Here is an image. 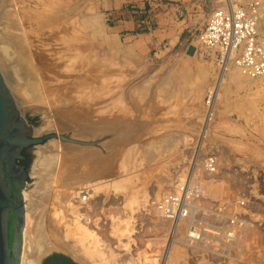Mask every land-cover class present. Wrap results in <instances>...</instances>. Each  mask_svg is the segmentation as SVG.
<instances>
[{
    "label": "rangeland",
    "instance_id": "1",
    "mask_svg": "<svg viewBox=\"0 0 264 264\" xmlns=\"http://www.w3.org/2000/svg\"><path fill=\"white\" fill-rule=\"evenodd\" d=\"M12 1H21L28 17L27 54L33 63L20 62L21 57L17 60L19 54L0 39L1 64L8 75L5 83L20 110L41 131L35 137L54 133L94 143L78 146L50 139L36 148L48 153L51 144H59L62 149L76 150L73 156L77 158L89 152L110 159L111 172L103 180L86 181L81 172L76 175L81 186L71 180L73 185L68 187L71 192L89 190L92 196L87 219L92 236L100 240L97 244L104 246L96 244L97 249L111 245L108 248L118 261L115 264H264V81L242 75L235 56L229 58L224 71L226 59L223 61L219 51H207L200 42L212 14L230 0H40V13L30 11L31 0ZM250 1L231 0L240 7ZM160 38L170 40L171 49L167 42L155 48L154 42ZM41 53L46 54L47 58L42 56L46 61ZM189 58L197 63L190 66ZM41 61L48 71L39 67ZM38 74L43 82L38 81ZM56 75L63 78L58 80ZM68 77L93 78V84L87 86V113L106 118L110 128L80 138L70 119L54 111L56 98L48 95L45 85H64ZM208 110L212 111L209 117ZM34 149L27 165L31 172L25 192L36 195L44 190L54 196L53 201L57 165L46 175V161L37 162ZM47 153L44 159L49 157ZM209 160L213 172L207 168ZM160 186L165 188L162 192ZM183 187L184 192L179 190ZM180 191L187 202L191 200L193 219L170 223L159 207L164 198ZM52 201L47 204L45 219H40V234L46 247L54 245L55 251L74 259L62 244L75 243L76 219L70 208H61L66 209V219H49L54 208L57 213L60 210ZM55 226L64 235L67 229L70 235L57 237ZM35 238L29 235L26 255L30 247H35V254L49 252L43 250L45 246L37 248ZM87 239L93 238L81 242L88 246L84 257L94 264H106L105 251L96 255L94 244ZM78 241L75 244L85 252ZM168 246L176 250V257L163 263ZM80 260L75 261L84 264Z\"/></svg>",
    "mask_w": 264,
    "mask_h": 264
},
{
    "label": "bare ground",
    "instance_id": "2",
    "mask_svg": "<svg viewBox=\"0 0 264 264\" xmlns=\"http://www.w3.org/2000/svg\"><path fill=\"white\" fill-rule=\"evenodd\" d=\"M12 0H0V14H3L6 12V22L3 23V24H0V39H2V43L6 44L7 45V49L9 46H11L13 49V52H16L15 54L18 55V59L19 60V57H21V61L20 62H29V64H32L33 62L31 61L32 59L29 60V57H28V52L27 51V46H28V43H30V38L25 34V31L27 30V20H28V17L25 15V12L22 10V8L20 7V5H22V2L19 1V2H13L11 3ZM43 1V0H42ZM51 1V0H50ZM55 1V0H54ZM39 2V3H38ZM38 2L35 0V1H29V7L31 6L30 8V11L33 10L35 12H38L40 13L42 10V6H40V0H38ZM13 4V7H11V5ZM38 6L37 10L35 8V5ZM233 5V3L229 2L228 5ZM43 5V4H42ZM13 9V10H12ZM41 10V11H40ZM48 11V10H47ZM95 18V17H94ZM93 18V19H94ZM29 19H31V17H29ZM56 19V18H55ZM92 20L90 19V22ZM89 23V21H86ZM95 22V21H94ZM56 23V22H55ZM85 23V22H84ZM86 24V27L87 25L89 24ZM91 24V23H90ZM92 24H93V21H92ZM94 25V24H93ZM264 25V23H263ZM90 29L94 30L90 25ZM89 29V30H90ZM62 30V29H61ZM58 32V31H57ZM65 32V31H64ZM5 33V34H4ZM5 35V36H3ZM42 35V34H41ZM41 37V36H40ZM43 37V36H42ZM47 37V36H46ZM88 38V37H87ZM33 40V39H32ZM49 40V39H48ZM111 41V39L109 40ZM115 41V40H113ZM1 42V40H0ZM49 42V41H48ZM32 45V44H31ZM32 47V46H31ZM80 47V46H79ZM119 47V46H117ZM10 48V47H9ZM30 48V47H29ZM6 49V48H5ZM118 49V48H117ZM30 50V49H29ZM115 50V49H114ZM31 51V50H30ZM40 51V50H39ZM120 51V50H119ZM33 52V51H32ZM116 53V52H115ZM121 53V52H120ZM30 54V53H29ZM34 53H32L33 55ZM42 54V53H41ZM38 55V54H36ZM40 55V54H39ZM46 54H44L45 56ZM31 56V54H30ZM35 56V55H34ZM41 56V59H43V54L40 55ZM43 56V57H42ZM17 57V56H16ZM33 57V56H32ZM36 57V56H35ZM34 57V58H35ZM46 57V56H45ZM38 58V57H37ZM35 58V59H37ZM47 58V57H46ZM46 58L44 61H46ZM231 58V56L229 57ZM34 59V61L36 62V60ZM23 60V61H22ZM29 60V61H28ZM40 60V58H39ZM49 60V59H48ZM47 60V61H48ZM55 60V59H54ZM6 61V60H5ZM50 61V60H49ZM229 59H226L224 61V64L222 66L223 70L226 71V67H227V63H228ZM32 62V63H31ZM34 62V63H35ZM37 62L40 63V61H38L37 59ZM37 62H36V65H37ZM17 63V62H16ZM42 64H39L41 66V69L43 70V67L45 66V64L43 63V61H41ZM22 64V63H21ZM44 64V66L42 67V65ZM25 66V65H24ZM33 66V65H32ZM35 66V65H34ZM33 66V67H34ZM2 64H1V55H0V73L3 77V79L5 80V71H4V68H2ZM20 67H23V66H20ZM36 67V66H35ZM34 67V68H35ZM59 67V66H58ZM25 68V67H23ZM23 68H21V70H23ZM32 68V67H31ZM27 70V66L25 68ZM33 69V68H32ZM46 69V68H45ZM44 69V70H45ZM40 70V71H42ZM43 70V71H44ZM48 71V69H46ZM50 70V69H49ZM52 71L54 69H51ZM239 70V69H238ZM24 71V70H23ZM22 72V71H21ZM37 72V70H36ZM39 72V71H38ZM55 72V71H54ZM242 73V72H241ZM42 75L44 74L41 73ZM90 74V73H89ZM46 75V74H45ZM62 75V74H61ZM222 75V74H221ZM243 75V73H242ZM8 76V75H7ZM39 74L37 75V78H38ZM57 76V75H56ZM245 76V75H244ZM30 77V75L28 76ZM47 77V76H45ZM246 77V76H245ZM43 78V77H42ZM48 78V77H47ZM59 78V79H58ZM63 77L58 75L57 76V79L60 80L62 79ZM9 80V78L7 77L6 80ZM39 79V80H38ZM37 80L40 81V78H38ZM64 79H69L67 80V83L62 85L61 83L59 84L56 83V84H59V85H56V86H53L51 85L50 83L49 84H46L45 88H46V91L48 92V95L51 97H55V101H54V105H56L57 108H55L56 110L54 111H57L59 113V116H62V118H66V119H70V123L71 125L73 124L74 125V129L77 131L75 133V136L77 137H80V138H88V137H91L92 135L96 134L97 132L101 131V130H104L106 131L107 128H110V124H108L107 122V119L106 118H101V119H96L94 116H90L89 113H87V109L89 108L88 105V102H87V96L89 94L86 93L88 91V88L87 86H90L93 84V78H86L85 80H82V79H78V77L76 78H64ZM30 80V79H29ZM52 80V78H51ZM221 77L219 78L218 80V84L221 83ZM254 81H257V80H260V81H264V78L263 79H253ZM42 81V80H41ZM40 81V82H41ZM55 81V80H54ZM231 81V80H230ZM10 82V80H9ZM43 82V81H42ZM46 82V81H45ZM53 82V80H52ZM97 82H99L97 80ZM38 84V83H37ZM40 84V83H39ZM38 84V85H39ZM42 84V83H41ZM218 84H217V88H218ZM261 84H263L261 82ZM9 85V84H8ZM36 85V86H38ZM43 85V84H42ZM215 87V88H216ZM10 88V86H9ZM42 88V87H41ZM11 89V88H10ZM9 89V90H10ZM64 89L67 90V92H64ZM214 90V89H213ZM40 91H42V89H40ZM11 92V95L13 96L18 108H19V101H17L16 97L13 95V92L10 90ZM46 93V92H45ZM216 94V92H215ZM214 93L213 91L210 93V96L208 98V102H207V105L209 106L208 108L210 109V106H211V103H212V100H214ZM264 95V94H262ZM261 95V96H262ZM77 96V97H76ZM216 96V95H215ZM41 101V100H40ZM43 101V99H42ZM41 101V102H42ZM44 103V102H43ZM49 105V104H48ZM206 105V106H207ZM50 106V105H49ZM213 106V105H212ZM20 109V108H19ZM207 110V109H206ZM211 112L210 110H208V117L211 115ZM22 115H24L23 117H25V114L23 113ZM206 116V114H205ZM254 124V123H253ZM100 126H103L105 129H103L102 127L99 128ZM256 126V125H255ZM113 127V126H112ZM34 129V128H33ZM199 129V128H198ZM206 129V128H205ZM208 132V131H207ZM206 132V133H207ZM41 134V131L39 130H36L34 129V136H37ZM207 137V136H206ZM58 143V142H57ZM36 149V150H35ZM34 150V153L36 154V161L37 162H41V160H45L46 161V168H45V173L46 175H51L54 171V168H56V175H55V178H54V185L56 186V191L54 194H55V200L52 201L51 197V193H43L44 190H40V194H36V195H30L29 193H26L25 191L23 192V196H24V199H25V230H24V233H23V241H24V248H23V255H22V259H21V264H39L38 260H37V257L39 254H42L44 252L42 251H37V253L35 254V247H30V254L26 255V242L29 238V235H33L35 236L36 238V246L37 248L41 249L40 247H43L45 251H49L50 250H55L56 247L54 245H51L50 247H46V244L44 242V239L42 238L43 236H41L40 234V226L42 224L41 220L40 219H45V214H46V207H47V204H50V202H54L55 206H56V203L58 204V206H60V210L59 212H55V208L53 209V212L52 214L50 215L49 219H60V220H63V219H66L67 216H66V209L65 211H61V208H70L72 213L74 214V216L72 215V219H76L75 225H73L74 227V230H73V236H74V241L75 243L76 240H79L78 242H80L79 244H81V242L85 239V238H93V239H89V241L91 240V243L94 244L92 245L90 243V246L92 245L93 248H95V254L98 255L101 251V254H103V251H105V254H107V263L106 264H115V260L113 257H115V255L113 254V251H110L109 250V246H105V249L103 250H98L97 247H96V240L99 238L97 237L96 240L94 239L95 237L92 236L93 233L91 230H90V225H89V219H87V216H89L91 213H89L88 211V207L90 203H93L91 201V198L92 196L89 195L90 193H88L87 190L83 189V188H80L78 189V192H75V191H72L71 192V189H68L69 186H72L73 184H71V180L73 181L74 184H77V185H80L79 183H81V180L77 178L76 175H79L81 174V172H84L82 174H84L86 177V181H90V182H96V181H101L103 180L104 177H107L106 174H110L111 171H109V164L111 162H109V160H105V159H100L98 158L97 156L91 154L88 152V154H86V156H82L79 158L77 157H74L75 154L74 152L76 150H69V149H65L61 146H53V144H51V146L49 147V151L48 153L47 152H43L41 153V149L40 148H35ZM120 149V148H119ZM118 151V150H117ZM119 152V151H118ZM47 155L49 156L47 159H44V155ZM74 155V156H73ZM75 158V159H73ZM69 159H72V161H69ZM37 164V163H36ZM55 165H57L55 167ZM201 166V165H200ZM85 168V169H84ZM198 169V168H197ZM196 169V170H197ZM72 175H75V176H72ZM181 178V177H180ZM179 178V179H180ZM83 182V181H82ZM164 183H167V182H164ZM168 184V183H167ZM167 186V185H166ZM161 187V186H160ZM164 187V186H163ZM115 188V187H114ZM119 188V187H117ZM115 188V189H117ZM55 189V188H54ZM62 189V190H61ZM159 189V188H158ZM161 189V192L163 191V189L165 188H160ZM53 190V189H52ZM61 190V191H60ZM118 190V189H117ZM96 192V191H95ZM51 199V200H50ZM123 199V198H122ZM50 200V201H49ZM96 200V199H95ZM101 200V199H100ZM98 201V200H97ZM123 201V200H122ZM103 202V201H102ZM95 203V202H94ZM125 203V202H124ZM52 204V203H51ZM52 206V205H51ZM54 206V207H55ZM57 206V208H58ZM64 206V207H63ZM91 206V204H90ZM93 207V205H92ZM94 208V207H93ZM114 208V207H113ZM63 210V209H62ZM94 210V209H93ZM114 210V209H113ZM84 212V213H82ZM55 213V214H53ZM153 213V212H152ZM154 213H159V211L157 209H154ZM54 215V217H53ZM111 216V215H110ZM118 219V218H116ZM33 220V223L31 225V222ZM48 220V219H47ZM152 220V219H151ZM162 220V219H161ZM50 221V220H49ZM66 221V220H65ZM163 221V220H162ZM167 221V220H166ZM60 222V221H59ZM52 223V221H51ZM83 223V224H82ZM167 223V222H165ZM50 224V223H49ZM153 224L157 227L159 226V224L157 223V220L156 221H153ZM31 225V226H30ZM52 225V224H51ZM55 225V224H54ZM57 225V224H56ZM119 225V224H118ZM171 225V224H170ZM53 226V225H52ZM50 226V227H52ZM60 226V225H59ZM61 229V226L59 227ZM56 226L53 229V232L55 233V235L57 237H59L60 235H62L63 233L60 232ZM63 228V227H62ZM65 228V227H64ZM68 228V227H67ZM72 228V227H71ZM113 229V227H112ZM69 230V229H68ZM71 230V229H70ZM115 230V228H114ZM65 230L63 229V232ZM69 234V232H67V229L65 231V235ZM71 234V235H72ZM95 234V233H94ZM47 235V234H46ZM64 235V234H63ZM62 235V236H63ZM64 235V236H65ZM70 235V234H69ZM61 237V236H60ZM62 239V238H61ZM59 240V239H58ZM64 240V239H63ZM65 241V240H64ZM88 241V239H87ZM88 241V242H89ZM100 241V240H99ZM98 241V242H99ZM62 242V241H61ZM87 242V243H88ZM177 242V241H176ZM64 243V242H63ZM71 244L72 246H66V244H62V248L70 251L71 253V256L74 257L75 260L79 261V259L82 260V262L84 264H92L93 262H91V260H89V257L88 258H85L84 257V254L85 253L87 255V248L88 246L86 247V245H83L81 244V246H85L86 250L85 252H82V250H80V245L78 244ZM31 244L33 246L34 244V241H31ZM100 244V243H99ZM184 244V242H183ZM89 245V244H88ZM101 245V244H100ZM97 244V246H100ZM79 246V248H78ZM89 246V247H90ZM85 247H82V248H85ZM101 248H103L104 246L101 245L100 246ZM173 246L171 247H167V256L165 258V261L164 262H169L173 259H175L176 255V250L174 251ZM92 248V250H94ZM91 249V247L89 248V250ZM42 250V249H41ZM83 250V251H84ZM88 250V251H89ZM82 252V253H81ZM87 252V253H86ZM47 253V252H46ZM92 253V252H91ZM81 254H83V256L81 257ZM101 254H99L101 256ZM78 255V256H77ZM80 255V256H79ZM90 255V253H89ZM114 255V256H113ZM178 255V254H177ZM180 255V253H179ZM81 257V258H79ZM116 259V258H115ZM177 259V258H176ZM80 260V261H81ZM106 260V259H105ZM121 261V260H120ZM106 262V261H105ZM118 262V261H117ZM116 262V263H117ZM82 264V263H81ZM94 264V263H93ZM101 264V263H100ZM142 264V263H141ZM144 264V262H143Z\"/></svg>",
    "mask_w": 264,
    "mask_h": 264
},
{
    "label": "water",
    "instance_id": "3",
    "mask_svg": "<svg viewBox=\"0 0 264 264\" xmlns=\"http://www.w3.org/2000/svg\"><path fill=\"white\" fill-rule=\"evenodd\" d=\"M5 22L6 12L0 14V24ZM23 113L0 73V264H21L23 255L26 210L23 192L31 172L21 164L26 160L23 152L33 159V149L50 139L78 146L94 145L93 142L77 141L54 133L35 137V125L26 112L25 117ZM54 255L62 254L53 250L39 254L37 260L39 264H46L44 262ZM62 256L80 264L69 256Z\"/></svg>",
    "mask_w": 264,
    "mask_h": 264
},
{
    "label": "built area",
    "instance_id": "4",
    "mask_svg": "<svg viewBox=\"0 0 264 264\" xmlns=\"http://www.w3.org/2000/svg\"><path fill=\"white\" fill-rule=\"evenodd\" d=\"M263 23L264 0H251L244 7L230 4L212 14L200 42L207 51H219L223 61L235 56L236 66L246 77L263 79ZM206 165L210 171H214L211 160ZM179 190L184 192L185 189ZM181 191L177 196L164 198L159 207L170 223L193 219L191 200L187 202ZM187 192L186 197L189 195Z\"/></svg>",
    "mask_w": 264,
    "mask_h": 264
},
{
    "label": "crops",
    "instance_id": "5",
    "mask_svg": "<svg viewBox=\"0 0 264 264\" xmlns=\"http://www.w3.org/2000/svg\"><path fill=\"white\" fill-rule=\"evenodd\" d=\"M172 1H175V2H178L179 0H172ZM123 27V26H122ZM121 27V28H122ZM166 38H169V37H166ZM166 38H160V39H158L157 41H155L154 42V44H155V48H161L162 47V45H163V43H165V42H167V46L169 47V49H171V45L173 44L170 40H168V41H165V39ZM190 60H189V65L190 66H192L194 63H197V61H195L194 63H193V58H189ZM189 66V71L191 70V67Z\"/></svg>",
    "mask_w": 264,
    "mask_h": 264
},
{
    "label": "trees",
    "instance_id": "6",
    "mask_svg": "<svg viewBox=\"0 0 264 264\" xmlns=\"http://www.w3.org/2000/svg\"><path fill=\"white\" fill-rule=\"evenodd\" d=\"M54 263H61V264H74L71 262V260H69L68 258L66 257H63V256H53V257H50L47 261H46V264H54Z\"/></svg>",
    "mask_w": 264,
    "mask_h": 264
},
{
    "label": "flooded vegetation",
    "instance_id": "7",
    "mask_svg": "<svg viewBox=\"0 0 264 264\" xmlns=\"http://www.w3.org/2000/svg\"><path fill=\"white\" fill-rule=\"evenodd\" d=\"M23 155L26 157V160L23 161V162H21V164L25 165L26 168H27L28 161H29V159H30V155H29L26 151L23 152Z\"/></svg>",
    "mask_w": 264,
    "mask_h": 264
}]
</instances>
